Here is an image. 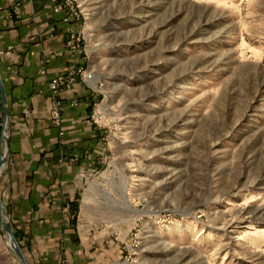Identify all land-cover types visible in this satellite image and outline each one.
I'll return each mask as SVG.
<instances>
[{
	"label": "rangeland",
	"instance_id": "1",
	"mask_svg": "<svg viewBox=\"0 0 264 264\" xmlns=\"http://www.w3.org/2000/svg\"><path fill=\"white\" fill-rule=\"evenodd\" d=\"M63 2L106 132L81 233L117 264H264V0Z\"/></svg>",
	"mask_w": 264,
	"mask_h": 264
},
{
	"label": "crops",
	"instance_id": "2",
	"mask_svg": "<svg viewBox=\"0 0 264 264\" xmlns=\"http://www.w3.org/2000/svg\"><path fill=\"white\" fill-rule=\"evenodd\" d=\"M61 2L0 0V76L10 118L0 197L27 264H117L122 249L86 237L78 225L84 175L106 158V132L91 122L99 94L79 77L85 55L76 23L54 11ZM60 78L66 82L54 98L50 85ZM3 110L0 92V149L6 150Z\"/></svg>",
	"mask_w": 264,
	"mask_h": 264
},
{
	"label": "water",
	"instance_id": "3",
	"mask_svg": "<svg viewBox=\"0 0 264 264\" xmlns=\"http://www.w3.org/2000/svg\"><path fill=\"white\" fill-rule=\"evenodd\" d=\"M0 92H1V96H2V105L4 107L2 138H5V142H6L5 152L2 153L0 150V177H1L3 167H4V164L6 162L7 156L9 154V150H10L9 134H5L8 126H9L10 118H9V114H8V110H7V100H6L4 88L2 85L1 76H0ZM0 226L3 228L6 235L9 236V238H10L11 244L14 247V248L11 247V250L17 255L21 264H27L24 252L22 251V249H21V247H20V245H19V243H18V241L14 235V232H13L12 227L10 225V221L4 215V207H3V204L1 201V197H0Z\"/></svg>",
	"mask_w": 264,
	"mask_h": 264
},
{
	"label": "built area",
	"instance_id": "4",
	"mask_svg": "<svg viewBox=\"0 0 264 264\" xmlns=\"http://www.w3.org/2000/svg\"><path fill=\"white\" fill-rule=\"evenodd\" d=\"M70 5H72V2L71 0H64L63 2V6L64 7H70ZM55 13H60L61 11V7L58 6L54 9ZM64 22H68L69 19L68 18H64L63 20ZM80 74H81V77L84 81H90L92 78H93V74L92 72H87V71H80ZM71 81H74V79H71ZM66 82V79L65 78H60V79H57L56 81L52 82L51 85H50V89L52 90V93H53V97L54 95L56 96L58 90H59V87L61 85H63L64 83ZM55 98V97H54ZM56 110L53 111L52 115H53V118L56 120V122L59 121V118L61 116V113H60V107H61V103L58 101L56 102ZM97 117H98V113L96 111V114L95 116L93 117L95 123H97Z\"/></svg>",
	"mask_w": 264,
	"mask_h": 264
},
{
	"label": "bare ground",
	"instance_id": "5",
	"mask_svg": "<svg viewBox=\"0 0 264 264\" xmlns=\"http://www.w3.org/2000/svg\"><path fill=\"white\" fill-rule=\"evenodd\" d=\"M143 8H144V7H143ZM123 191H124V190H123ZM139 213H140V215L142 216L141 212H139ZM156 214H157V213H156ZM7 238H8V245H9L10 249H11V247L14 248L13 245L11 244V241H10L9 236H8Z\"/></svg>",
	"mask_w": 264,
	"mask_h": 264
}]
</instances>
